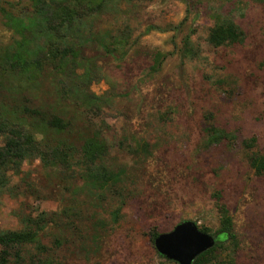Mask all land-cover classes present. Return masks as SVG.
Segmentation results:
<instances>
[{"label":"rangeland","instance_id":"374dc122","mask_svg":"<svg viewBox=\"0 0 264 264\" xmlns=\"http://www.w3.org/2000/svg\"><path fill=\"white\" fill-rule=\"evenodd\" d=\"M102 4L80 30L72 29L80 41H91L76 77H59L65 94L58 80L44 78L27 95L45 119L61 118L68 131L55 134L43 120L18 113L22 99L6 82L0 123L20 124L46 149L56 142L79 147L98 132L107 153L97 167L121 176L108 192L78 165L33 158L0 170L6 182L0 233L34 229L40 246L21 247L20 261L12 257L8 264H175L158 255L150 234L192 222L213 237L216 195L238 237L234 254L221 259L264 264V177L248 164L251 155H264V0ZM13 7L32 10L30 0H0V55L19 40L3 19ZM229 22L244 33L243 42L208 45L210 29ZM25 38L29 53L44 47L32 31ZM117 40L125 44L120 55ZM155 54L166 56L157 73L151 72ZM210 128L227 137L212 144Z\"/></svg>","mask_w":264,"mask_h":264},{"label":"trees","instance_id":"16d2710c","mask_svg":"<svg viewBox=\"0 0 264 264\" xmlns=\"http://www.w3.org/2000/svg\"><path fill=\"white\" fill-rule=\"evenodd\" d=\"M30 2L32 4L30 12H19L15 7L12 8L14 14L2 12L6 27L12 30L19 40L0 55V86L6 82L9 85V92L20 96L22 104L17 110L18 113L28 118L43 120L55 134H63L68 131L70 125L56 116L45 119L42 110L34 107L27 95L29 93L32 96L33 91L44 78L58 80L60 94H65L62 88L64 84L59 81V77H64L67 73L76 77L77 70L82 67V50L91 41V39L80 41L79 31L72 29L77 25L80 30L79 27L83 25L85 17L97 13L102 8L103 0H30ZM186 4L189 6L188 2ZM185 22L186 18L179 26H183ZM62 30L66 34L68 31L69 33L62 35ZM30 31L44 40V47L33 53H29L25 38V34ZM243 40L244 33L231 22L210 29L207 36V43L213 48L233 46L242 43ZM182 43V53L186 54L189 38L186 36ZM123 48L125 44L122 40H117V54H122ZM165 59V55L155 54L151 72L157 73ZM84 105L87 106L86 103ZM207 134L212 144H218L227 137L213 128L208 129ZM0 137L4 139L3 146H0L1 171L19 168L24 161L33 158L39 159L44 164L53 163L69 169L73 165H78L88 173L90 182L95 188L108 192L115 189L117 180L121 176L97 167L98 162L107 153L105 141L98 132L86 136L79 147L56 142L51 148L46 149L44 144L37 142L20 124L2 122ZM248 164L256 176L264 177V155H251ZM5 183V175L2 172L0 190L5 187ZM216 198L218 230L213 235L215 245L196 258L193 264H230L221 257L224 253L233 255L238 248V237L233 220L228 209L220 203L219 195H216ZM199 231L207 233L205 229ZM157 237L156 234H150L153 244ZM30 245L40 248L38 233L34 229L1 232L0 264H8L12 257L15 262H19L18 250Z\"/></svg>","mask_w":264,"mask_h":264},{"label":"water","instance_id":"95a60500","mask_svg":"<svg viewBox=\"0 0 264 264\" xmlns=\"http://www.w3.org/2000/svg\"><path fill=\"white\" fill-rule=\"evenodd\" d=\"M215 238L200 232L192 222H183L167 234L158 235L154 248L159 256L175 264H193L203 253L212 249Z\"/></svg>","mask_w":264,"mask_h":264}]
</instances>
